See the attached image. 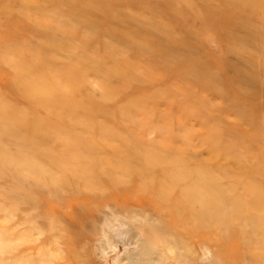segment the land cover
I'll use <instances>...</instances> for the list:
<instances>
[{
  "label": "rangeland",
  "instance_id": "1",
  "mask_svg": "<svg viewBox=\"0 0 264 264\" xmlns=\"http://www.w3.org/2000/svg\"><path fill=\"white\" fill-rule=\"evenodd\" d=\"M107 263L264 264V0H0V264Z\"/></svg>",
  "mask_w": 264,
  "mask_h": 264
},
{
  "label": "bare ground",
  "instance_id": "2",
  "mask_svg": "<svg viewBox=\"0 0 264 264\" xmlns=\"http://www.w3.org/2000/svg\"><path fill=\"white\" fill-rule=\"evenodd\" d=\"M117 219V218H116ZM120 219V218H119ZM110 220V219H109ZM121 222H122V220H121ZM110 225V224H109ZM123 225L124 224H122V226L121 225H118L119 227L118 228H116V229H114V230H112V236H111V243L113 242V243H115V244H113V245H116V243L117 242H119V241H121V240H126V239H128V238H131L132 236H133V234H135V232H133V229L131 228V226L130 227H126L125 225H124V227H123ZM114 226V225H113ZM111 229H113V228H110L109 230H111ZM102 232L105 234V232H106V230L105 231H103L102 230ZM139 234V233H138ZM105 237H106V239L105 240H107V235L105 234ZM138 237V235L136 236L135 235V238H137ZM110 238V237H109ZM133 239V238H132ZM131 239V240H132ZM139 239V238H138ZM149 239V245H150V248L153 250V251H155L156 249H158L159 247L157 246V244H158V242H159V236H158V233L157 232H155V233H152V235L150 236V238H148ZM148 239H146V240H148ZM109 240V239H108ZM135 240H137V239H135ZM146 240H143L144 242H146ZM128 241H129V239H128ZM138 241V240H137ZM142 241V242H143ZM164 241V240H163ZM130 242V241H129ZM134 242H136V241H134ZM134 242H132V244H135ZM139 242V241H138ZM137 242V243H138ZM148 242V241H147ZM161 243H163V242H161ZM119 244V243H118ZM111 245V244H110ZM112 245V246H113ZM126 245V244H125ZM124 245V246H125ZM129 246V245H128ZM133 246H137V244H135V245H133ZM168 246V245H167ZM111 248V247H110ZM113 248H114V246H113ZM124 248V247H123ZM126 248V247H125ZM116 246H115V249H112V251H110L109 250V254L110 253H115L116 251ZM152 251V252H153ZM157 251V250H156ZM127 252H129V250H128V248L127 249H125L123 252H121L122 254L121 255H123V254H126ZM134 252V251H133ZM153 254V253H152ZM154 254H156V253H154ZM158 254V253H157ZM156 254V255H157ZM120 255V254H119ZM127 255V254H126ZM159 255V254H158ZM115 256V254H112L111 256H109V258H113ZM153 257V256H152ZM158 257V256H157ZM165 257V256H164ZM154 258V257H153ZM150 260H152V259H150ZM108 261V260H107ZM157 261V260H156ZM109 262V261H108ZM114 262H115V260H114ZM154 262V260H152V263ZM157 263H158V261H157ZM107 264H110V263H107ZM112 264H116V263H112ZM156 264V263H155Z\"/></svg>",
  "mask_w": 264,
  "mask_h": 264
}]
</instances>
